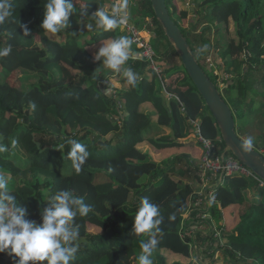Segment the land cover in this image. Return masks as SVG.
<instances>
[{
    "label": "trees",
    "instance_id": "obj_1",
    "mask_svg": "<svg viewBox=\"0 0 264 264\" xmlns=\"http://www.w3.org/2000/svg\"><path fill=\"white\" fill-rule=\"evenodd\" d=\"M77 1L74 0L75 14L70 17V22L75 21L76 25L83 23L85 17L96 20L92 15L96 6L107 9L105 0H87L88 15H82ZM7 2L11 5L10 16L0 24V49L10 45L12 51L0 57V83L19 72L21 83L28 85L22 89L20 109L0 105V143L8 146V151L0 153V174L7 177L9 192L16 194V203L27 208L26 218L37 223H42L40 211L61 189L71 190L91 206L86 216L75 218L73 227L79 231L75 241L78 252L71 264H113L112 254L124 251H131L134 262L138 263L141 243L149 237L138 236L132 229L144 197L159 206L163 217L155 234L153 264H165V252L177 258L173 264H191L194 256L197 264H204L208 259L210 264H222L219 258L214 259L217 250L222 251L229 264H253V253L260 252L259 261L254 262L264 264V185L253 177H224L215 187L214 201L205 206L206 210L198 208L191 213L198 197L203 153L195 158L183 152L158 161L142 147H151L160 153L192 144L185 139L194 133L193 121L199 120L201 134L212 141L215 153L222 155L226 148L215 118L166 36L151 0H138L132 13L134 20L130 16L129 19L153 33L150 43L164 71L158 74L149 68V62L136 58L139 49L132 43L130 59L117 72L122 85L117 90L104 81L101 86L97 84L98 61H94L88 46L118 39L123 35L118 31L121 24L111 30L92 27L85 33L73 27L52 34L41 28L47 0ZM166 2L202 67L207 52L216 56L221 49L224 56H229L234 47L239 50V56L224 58L227 60L222 69L226 85L223 89L215 75V80L209 77L231 106L237 133L245 140H252L256 133L251 129L254 130L258 120L264 119V110L258 112L253 108L255 102L264 108L261 89L264 86V0H194V13L198 15L190 19L188 29L180 20L187 19L190 10H178L174 0ZM200 8L208 9V14L200 13ZM122 9L118 1V11ZM105 12L119 19L113 9ZM210 15L212 22H223L227 29L231 23L235 25V36L228 43H221L218 36L215 42L211 41L208 35L212 24H202L203 20L210 21ZM24 25L30 29L27 36ZM36 36L40 37L39 42ZM86 36L91 41L84 39ZM63 65L79 72L67 84H63ZM126 68L138 75L134 87L123 76ZM148 70L151 76L146 74ZM259 74L262 75L257 86ZM166 76H174L175 83L183 88L172 89ZM106 89L111 92L106 93ZM167 93L170 98L166 97ZM123 109L129 113L128 117ZM261 135L264 140V133ZM71 140L84 145L88 152L79 173L70 156ZM12 141H16L15 145ZM252 145L259 151L264 148V142L260 145L252 140ZM78 180L85 183L84 195L79 193ZM120 189L127 191V198L121 204L114 205L103 197ZM231 207L238 218L233 224L224 223L225 242L218 237L204 236L190 225V219H197L198 214L206 211L215 219L223 220L224 210ZM185 214L190 217L186 218ZM89 224L99 227L101 232L90 231ZM0 264L14 262L7 253H0Z\"/></svg>",
    "mask_w": 264,
    "mask_h": 264
},
{
    "label": "clouds",
    "instance_id": "obj_2",
    "mask_svg": "<svg viewBox=\"0 0 264 264\" xmlns=\"http://www.w3.org/2000/svg\"><path fill=\"white\" fill-rule=\"evenodd\" d=\"M10 3L0 0V24L10 16ZM44 17L41 28L46 32L57 34L70 25V17L75 14L74 0H47L44 4ZM82 15H88L82 11ZM96 25L111 30L122 24L123 19L110 16L103 9L96 11ZM24 35L30 33L24 25ZM133 41L127 36H121L110 43L102 44L94 55V61H102L103 65L115 72H120L121 66L130 59V48ZM12 51L9 45L0 49V57L8 56ZM126 82L133 87L138 82V75L131 69L123 71ZM111 89H106L110 93ZM16 141H12L15 145ZM70 156L73 158V167L79 173L88 156L84 145L71 140ZM252 146V140L244 142L245 151ZM8 151V146L0 143V153ZM91 206L84 202L82 197L75 195L71 190L61 189L40 211L42 223L29 220L28 210L16 203V197L9 192L8 179L0 174V253H7L14 264H71L78 252L75 241L79 231L73 227L75 218L86 216ZM159 206L144 197L136 212L132 232L136 235H147L146 242L141 243V254L138 264H153L152 255L157 245L155 234L162 223Z\"/></svg>",
    "mask_w": 264,
    "mask_h": 264
},
{
    "label": "rangeland",
    "instance_id": "obj_3",
    "mask_svg": "<svg viewBox=\"0 0 264 264\" xmlns=\"http://www.w3.org/2000/svg\"><path fill=\"white\" fill-rule=\"evenodd\" d=\"M90 1H93V0H90ZM120 1H121V4H122L123 9L125 10V12L129 13L131 19H133L134 15H132V13L133 14L135 13V10L137 8V1L138 0H120ZM86 2H88V1L87 0H78L77 3H76V5L79 8L81 13H82V11H86ZM174 2L177 5L178 10H182V11L183 10H187V11L190 10L188 18L184 19V20H180L181 25L183 27H185L186 29H188L190 27V25H191L189 23L190 19L194 18V17H197V15H198L197 13H194V10H195V7H196V5L194 3V0H174ZM105 5H106L107 9L109 10V9H113L114 3L112 2V0H105ZM99 9H101L100 6L99 5L96 6V8L94 9V13L96 11H98ZM107 9L105 11H108ZM123 9H122V12H119L117 10V16L118 17L121 16V14H123ZM199 11H200V13H202L204 15L208 14V12H209L208 9H203V8H200ZM86 12L88 13V11H86ZM92 15H93V13H92ZM209 17H210V21L208 19L203 20L202 24H206V25H207V23L212 24V29L210 30L209 35H208V36H210L211 41L215 42V39L218 36V39H219V41L221 43H228L235 36V29H234L235 25L231 23L229 25L228 29H227L226 27H224L225 25H224L223 22H220V23H218L217 21L212 22L211 15ZM70 25L71 26L69 28L75 27V28L78 29L77 31H79V32L82 31V30H83L82 32L89 31V29H91L92 27L93 28H98L99 27V26L96 25V20L95 19L92 20V19H88L87 17L84 18L83 23H80V24L76 25V22L73 21V22H70ZM218 26L220 27V31L219 32H217V27ZM118 31H122V33H123L122 36H127V37L130 38L128 30L126 28H124L122 25H120L118 27ZM198 32H200V30ZM198 32H195V34L198 35ZM217 33H218V35H217ZM76 34L78 35V32ZM150 34H151V36H149V34L146 35V36H147V38L150 37V39L152 40V37H154V35H153V33H150ZM80 37L83 38V34H80ZM120 37L121 36H119L118 38H120ZM84 39H86L87 41L88 40L91 41V37H89V36H86ZM36 40L39 42L40 41V37L36 36ZM111 41H112V39H110L108 41H105V42H101V44L110 43ZM99 43L100 42H97L95 45H98ZM219 45L221 46V44H219ZM221 47H219V48H221ZM88 49H89V51L92 54L93 59H94L95 53L98 52L99 50H96V48L94 47V43L92 45H89ZM217 52H218V53H216L217 57L214 55L213 52H207L206 55H205V58L202 60L204 64L203 63L202 64H203V67L205 68V71L207 72V74L211 78L214 79L213 75L216 76V79L218 80V82L220 84V87L223 89L226 86L224 84V78H223V73H222V69H223V66H224V61L227 60V58L230 59V58L239 56L240 53H239V50L234 47L233 48V52H231L229 54V56L225 55L227 58L224 59L225 56L223 55L221 49H219V51H217ZM158 63L159 64H151L149 66V68L150 69H152V68L154 69V67H157L158 69H161V71L163 72L164 71V65L159 60H158ZM95 69H96L95 71L97 73L96 78L98 79L97 84L99 86H101L102 85V81H104V83L106 85H109V87L114 88L115 90H117V82L119 81V78H117L118 77L117 76V72H114L113 70L106 68L103 65L102 61H98L97 62V65L95 66ZM63 72H64V74H63L64 83L63 84H67L71 80L73 75H76V74L79 73L77 70H74L71 67H68L66 65H63ZM113 73H115V74L113 75ZM146 74L148 76H151V73H150L149 70L147 71ZM21 75H22V73H21ZM261 75L262 74H259V76H258L259 80L256 81L257 82L256 83L257 86H259V84H260ZM174 76H172V77H167L166 76V77H167L168 81H170V86L172 87V89L180 90L183 87H182V85H177L175 83L176 80L174 79L175 78ZM224 77L227 78L228 75L225 74ZM180 78H181L180 80L183 79V74L180 75ZM180 80H179V82H180ZM180 84H181V82H180ZM27 85L28 84L21 83V80L19 79V72H14L7 79V81H5L3 83H0V105H2V104L11 105L12 107H14L16 109H20L22 107L21 103H20L22 89H24ZM261 89L264 90V86ZM114 93H115V91H114ZM166 97L170 98V96L168 94H166ZM121 103H123V100H122ZM120 106L122 108H124V106H122L121 104H120ZM244 107L245 108L248 107L247 101L245 102ZM253 108H254V110H256L258 112H259V109L261 111L264 110V108L260 107V102H255L253 104ZM123 113L126 115V117L129 116V113L125 109H123ZM251 130L255 131V133H256V136L254 138H252V140L254 142H256L257 144L261 145V143L264 142L263 135H261L262 133H264V119L258 120L255 123L254 130L253 129H251ZM247 132H249V130H247ZM107 139H108V137H106V140ZM110 139L114 140L113 138H110ZM197 141H198V139H197ZM115 144H116V142H113L114 147L116 146ZM142 147L150 152V156L151 157H154V156L158 155V152H156L153 148L147 147V146L146 147L142 146ZM112 149H114V148H112ZM260 151L264 152V148L262 147V149ZM173 154L174 153L171 152V151H168V150L164 151V155H165L166 159H171ZM160 161H163V160H160ZM78 187H79V193L81 195H84L85 191H86V188H85V183L82 180H78ZM202 189H203L202 184L197 182V192L201 191ZM11 194L16 196V194L13 193V192H11ZM103 197L107 198L112 204L118 205V204L123 203L126 200L127 191L124 190V189H120V190H118V191H116V192H114V193H112L110 195H103ZM185 217L189 218L190 216H189V214H185ZM196 217H197V219H194V218L190 219L191 220L190 225H194L192 228H194L196 230V232H200L204 236H208V237H211V238L218 237L221 242H225V238L222 237V230H223L224 225H222L221 222L224 223L223 220L215 219L212 216V213L209 212V211L203 213L202 215L198 214ZM200 217H201V219H200ZM214 226H216V227L218 226V229L214 228ZM89 230L92 231V232H95V233L101 232V229L99 227H96V226L91 225V224H89ZM206 241H208V239H206ZM194 249H196L195 246H194ZM193 253H194V251H193ZM253 254L254 255L252 257V261H259V257H260L259 253L258 252H254ZM133 257H134L133 253L131 251L116 252V253L112 254L113 264H138V263L134 262ZM164 257H165L164 260L166 259L165 264H173V262L177 260V258L174 257V256L170 257L169 252H165L164 253ZM193 258L194 259H192L193 262L191 264H197V263H195V261L197 260L196 257L194 256ZM218 258H219V254L216 251V253L214 255V259L218 260ZM204 264H210V260L209 259L206 260L204 262Z\"/></svg>",
    "mask_w": 264,
    "mask_h": 264
},
{
    "label": "water",
    "instance_id": "obj_4",
    "mask_svg": "<svg viewBox=\"0 0 264 264\" xmlns=\"http://www.w3.org/2000/svg\"><path fill=\"white\" fill-rule=\"evenodd\" d=\"M151 2L166 36L180 56L186 71L218 124L226 144L224 153L231 152L264 181V153L253 145L245 151L243 145L246 140L237 133L236 120L231 106L199 63L188 38L172 18L166 0H151Z\"/></svg>",
    "mask_w": 264,
    "mask_h": 264
},
{
    "label": "built area",
    "instance_id": "obj_5",
    "mask_svg": "<svg viewBox=\"0 0 264 264\" xmlns=\"http://www.w3.org/2000/svg\"><path fill=\"white\" fill-rule=\"evenodd\" d=\"M118 1L119 0H112L114 3L113 11L116 13V15L118 10ZM118 18L123 19L124 22L121 25L128 30L130 39L139 49V51L135 54V57L149 62V66L151 64H159L157 52L150 43V37L147 38L146 36L148 34L149 36L151 35V32H149L150 30H148L146 27H139L124 13ZM154 69L152 68V70L156 71L158 74L163 73L161 69H158L157 67H154ZM167 94L170 96L169 93ZM193 124L195 127L194 136L198 139V142L203 147V157L201 163L202 173L199 180V183L202 184L203 189L198 192V197L193 204L191 213L198 208L202 211L206 210L205 206L214 201L215 187L223 181L224 177L233 175L253 177L258 180L261 185H264V181L249 167L240 162L233 154L226 156L225 153L222 155L215 153L212 141L208 138H205L201 134L199 120L193 121ZM197 262L198 259L195 261V263Z\"/></svg>",
    "mask_w": 264,
    "mask_h": 264
},
{
    "label": "crops",
    "instance_id": "obj_6",
    "mask_svg": "<svg viewBox=\"0 0 264 264\" xmlns=\"http://www.w3.org/2000/svg\"><path fill=\"white\" fill-rule=\"evenodd\" d=\"M119 1H120V0H119ZM123 13H124L126 16H128V17L130 16L129 13H126L124 9H123ZM105 41H108V40H104V41H101V42H105ZM101 42H100L98 45H95L96 43L94 44V47L96 48V50H99V47L102 46ZM117 87H119V88L122 87L121 83L117 82ZM149 105H150V104H149ZM146 106H148V105H146ZM168 134H170V133L168 132ZM185 141H186V142L192 141V144L190 143V144H188V145H186V146H184V147H182V148H180V149H166V150L171 151V152L174 153L173 156H172L171 158L175 157L176 154H181V153H183V152H188L191 156H193V157H195V158H197V157H199L200 155H202V153H203V147H202L201 144L197 141V139L194 137V133H191V134L185 139ZM164 151H165V150L160 151V153H158V155H157V156H154L153 158H154L155 160H158V161H160V160H167V159L165 158ZM232 209H233V207H231V208H229V209H227V210H224L225 213H223V222H224V223H227V225L233 224V223L237 220V218H238L237 213H236V212H233V210H235V209H233V210H232ZM224 223L221 222L222 225H224ZM216 228L218 229V226H217ZM217 252H218V254H219V262H221L222 264H223V263H225V264H229V263L227 262L226 258H223V253H222V251L217 250ZM258 253H259V255H261L260 252H258ZM195 257H197V256H195ZM254 263H255V262L253 261V264H254ZM255 264H256V263H255Z\"/></svg>",
    "mask_w": 264,
    "mask_h": 264
}]
</instances>
